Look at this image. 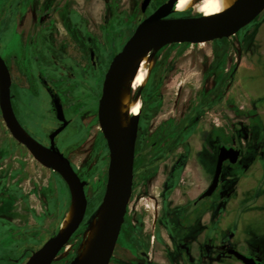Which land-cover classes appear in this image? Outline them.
<instances>
[{
	"label": "rangeland",
	"instance_id": "obj_1",
	"mask_svg": "<svg viewBox=\"0 0 264 264\" xmlns=\"http://www.w3.org/2000/svg\"><path fill=\"white\" fill-rule=\"evenodd\" d=\"M142 1L0 0V56L12 76L11 102L20 126L33 140L44 144L49 133L57 129L49 99L36 83L35 75L40 71L61 96L63 116L70 121L56 137L57 148L85 183L84 219L66 244L70 250L66 253L62 249L51 264L72 263L83 227L105 196L109 152L97 120L98 102L112 59L137 25L165 2L150 0L142 14ZM40 13L45 19L37 24ZM193 17L198 16L189 12L168 18ZM41 28L51 29V43L44 53L45 64L37 67L28 57L33 52L27 44ZM89 50L94 53V66ZM150 55L153 66L146 86L134 92L142 109L136 155L148 162L145 173L135 176L110 264H130L134 258L144 264L139 259L141 251L158 263L173 254L169 241L172 230L163 225L162 218L176 207L180 194H187V186L164 193L172 166L186 163L179 176L182 184L196 172L197 158L206 157V174L209 172L211 180L222 136H236L249 149L254 145L252 156L257 154V143H264V11L228 39L167 45L151 50ZM155 159H159L157 163ZM245 170L237 168L234 172L240 175ZM12 186L18 189L17 195L5 191ZM238 191L236 202L234 192L229 191L223 208L228 206L232 213L223 216L220 225H228L227 235L232 233L249 248L247 252L264 259V156L241 177ZM258 198L260 204L249 208ZM212 199L210 208L217 201ZM71 200L64 180L11 137L0 113V203L30 208L24 236L0 241V263L14 264L17 259L18 264H24L58 232ZM212 238H216L213 233ZM223 240L216 238L219 254L229 246L219 243Z\"/></svg>",
	"mask_w": 264,
	"mask_h": 264
},
{
	"label": "water",
	"instance_id": "obj_2",
	"mask_svg": "<svg viewBox=\"0 0 264 264\" xmlns=\"http://www.w3.org/2000/svg\"><path fill=\"white\" fill-rule=\"evenodd\" d=\"M177 0H167L154 13L141 21L122 50L112 59L104 76L98 102L97 120L109 152L106 193L108 209L100 233L85 259L71 264H109L131 195L134 151L139 116L130 118V126L124 133L118 125L116 100L120 83L133 57L144 52L172 44H200L228 39L253 22L264 11V0H244L243 3L213 17L168 18ZM150 0H143L140 11L145 13ZM92 61L93 54L91 55ZM11 77L0 56V113L11 137L22 145L43 167L58 174L75 195V213L69 226L51 237L41 248L33 252L25 264H51L81 225L87 207L85 183L72 168L63 152L56 147L55 138L69 124L62 116V105L52 95V107L60 126L49 134L45 147L33 140L20 126L11 102ZM240 151L220 147L212 181L201 198L210 197L217 188L224 162L235 165ZM242 264H259L234 250H228Z\"/></svg>",
	"mask_w": 264,
	"mask_h": 264
},
{
	"label": "flooded vegetation",
	"instance_id": "obj_3",
	"mask_svg": "<svg viewBox=\"0 0 264 264\" xmlns=\"http://www.w3.org/2000/svg\"><path fill=\"white\" fill-rule=\"evenodd\" d=\"M166 1L167 0H165V2ZM44 7L45 5H43L42 8L44 9ZM172 14H175L174 8H173ZM42 19H45L44 13H40L39 16L37 17V24H39ZM50 30L51 29H44V28L38 29L36 36L32 40L29 39L30 42L27 44L28 49L31 47L32 52H33L31 55L29 54L28 57H32L33 62L35 63L37 67H42L43 64H45L44 53L46 52V50L50 48V43H51L50 32H49ZM16 36L21 41V38L19 37V35L16 34ZM2 45H3V42L0 43V47H2ZM92 54H93L94 61H92V58H91ZM89 60H90L91 65L94 66L95 59H94V53L92 52V50H89ZM4 62L9 70L6 60H4ZM59 63H61L60 59H59ZM9 73H10V70H9ZM69 76L72 77L74 75L72 73H69ZM10 77H11V87H12L11 74H10ZM35 79H36V83L38 84V87L40 88L41 92L44 95H46V97L49 99V103L51 106V113L54 115V117H55V111H54V108L52 107V99H51L52 95H55L59 98L60 103L62 105V116H63L64 107H63V103L61 100V96L58 94L57 90L52 85H50V81L47 80L46 77H44V75H42L40 71H37L35 75ZM11 87H10V94H11ZM12 107H13V111L15 114V108L13 104H12ZM141 110L142 109H140L138 116H140ZM15 116H16L17 121L21 125L16 114ZM68 122L70 124V121ZM60 125H61L60 122L57 121V125H56L57 128ZM29 135L33 138L31 134ZM48 137H47V144H44L41 142H38V143H40L41 145L45 147H48L49 145ZM55 142H56V138H55ZM219 143H220L219 148L226 147V148H234L235 150H239L240 156L235 165H231L228 162L223 163L217 188L210 197L201 198L202 195L206 192L207 188L209 187L212 181V178H211L206 188V175L209 176V172L208 174H206V166H205L206 162L204 164V161H206V157L197 158L196 172L194 173L193 177L190 180H185V181L183 180V182L181 181L182 184H179V176L180 174L183 175L182 171L183 169H185L186 163L183 162L181 166L174 165L170 168L172 169V172H170L169 176H167L168 180L165 181L164 193L168 191L173 193V191H175L178 187L182 188V187L187 186V192H186L187 194L185 195L183 193L180 194V197L177 199L176 207H174V209L170 213H167L162 218L163 225H165L166 227L172 230L171 234L169 235V241L172 245L173 254H171L167 258H164L162 263H158L156 261H152L148 253L141 251L139 253V259L143 260L145 262L144 264H211L212 258H215L214 262H212L213 264H222L223 263L222 260L224 259L231 260L236 263L242 264L240 261L235 259L233 256L228 255L227 254L228 250L237 251L238 253H240L241 255L245 257L252 258L256 263L264 264V259L261 258L260 256L247 252V251H242L234 247L228 235L226 234L227 232L220 225V221L224 214L222 212L225 210V208H223L225 199L227 195L229 194V191H230V188L233 182L236 180L238 176V174H236L234 170L237 168H240L241 170L247 169L248 164L252 160V153L254 152L255 147L254 145H251V149H249V145H245L246 142H244V146H243L237 140L236 136H227V137L222 136ZM56 147H57V144H56ZM136 152H137V142L135 143L133 180H132V189H131V195H130L129 201L131 199L132 191L135 185V181H134L135 176L143 175L145 173L144 169L146 168V163L148 162L146 157L138 156L136 155ZM201 159L203 161H201ZM155 160H156L155 163H157L159 159H155ZM160 160L162 159L160 158ZM202 183L205 184L204 189L199 192H196L198 190L197 188L199 184H202ZM5 191L10 192L12 196L18 194V189L13 186L8 187L7 189H5ZM214 195L215 197H213ZM212 198H216L217 201L216 203L214 202L215 206L210 208V206H208L209 204L208 202H210V200H214ZM129 201H128V204H129ZM128 204L126 207V213L124 215V219L127 214ZM29 209L30 208L27 207L26 204L18 205L16 203H8V202L0 203V241L5 240L7 238L12 241H15L16 240L15 238L24 236V234L26 233V229L28 228L26 223L24 222L26 221L25 218H26V215H28L27 213L29 212ZM210 210L212 213L211 222H210ZM20 212H23V213H20ZM66 213L67 211L65 212L64 216L66 215ZM216 213H217V217L213 218L214 217L213 215H215ZM16 221L22 222V224L20 223L17 224ZM153 226L155 230V223H153ZM121 229H122V226H121ZM121 229H120V233H121ZM212 233L218 239H222V238L225 239L219 243L224 244L225 246L227 244L229 245L228 247H224L220 254L218 251L219 247L216 246V238L215 239L212 238ZM118 239H119V236H118ZM115 248H116V245H115ZM115 248H114V251H115ZM114 251H113V254H114ZM215 253H218V254H215ZM113 254H112V257H113ZM112 257L110 259V262L112 260ZM2 261H3V257L0 255V262ZM13 263L18 264L17 259ZM129 263L138 264L135 258L132 260L130 259Z\"/></svg>",
	"mask_w": 264,
	"mask_h": 264
},
{
	"label": "bare ground",
	"instance_id": "obj_4",
	"mask_svg": "<svg viewBox=\"0 0 264 264\" xmlns=\"http://www.w3.org/2000/svg\"><path fill=\"white\" fill-rule=\"evenodd\" d=\"M244 0H177L174 5V13L185 14L193 12L199 17H213L225 13L233 6L243 3ZM173 13V12H172ZM157 50V49H156ZM131 59L128 70L126 71L117 93L116 115L120 129L127 133L130 126V118L138 116L141 109L140 98L134 94L137 90L143 89L148 81L153 59L149 53ZM72 200L70 208L63 217L59 232L62 233L71 223L75 213V195L71 192ZM109 197L103 198L101 204L91 215L80 235V240L76 246V259L82 262L88 255L97 239L107 213ZM70 246H64V252H68Z\"/></svg>",
	"mask_w": 264,
	"mask_h": 264
},
{
	"label": "crops",
	"instance_id": "obj_5",
	"mask_svg": "<svg viewBox=\"0 0 264 264\" xmlns=\"http://www.w3.org/2000/svg\"><path fill=\"white\" fill-rule=\"evenodd\" d=\"M263 150H264V143L263 142H261V143H257V146H256V152H257V154H255V155H253L252 156V162H251V164L247 167V169L244 171V172H242L240 175H238L237 176V178H236V180L233 182V184H232V186H231V188H230V191L231 192H234L233 194H234V196H235V201L234 202H236V200H237V198H238V196H239V191H238V185H239V182H240V179H241V177L242 176H246V174L248 173V171L252 168V167H254L256 164H257V162H258V158H263V156H264V153H263ZM242 175V176H241ZM208 184H209V176H207L206 175V188H207V186H208ZM204 187H205V184H199V186H198V190L196 191V192H199V191H201V190H203L204 189ZM260 199L258 198L255 202H253V203H251L249 206V208H252L253 206H255V205H258V204H260ZM236 205V204H235ZM227 208H228V206H226L225 207V209H226V212H225V214H223V216L224 217H226V215L229 213V211H230V209L229 210H227ZM232 213V211H230V214ZM211 215H212V213H211V210H210V222H211ZM236 217V214L234 213V218ZM232 225H233V223H232ZM231 224H230V226H232ZM236 225L237 224H235V227H236ZM222 226V228L224 229L226 226V228H225V231L227 232V228H228V225H226V224H224V225H221ZM234 230H235V228H234ZM228 237H229V239L231 240V242H232V245L234 246V247H236L237 249H242L243 251H246L247 249H249L248 247H246V245L242 242V241H237L235 238H234V236H233V234L231 233V234H229L228 235ZM229 240V241H230ZM240 247V248H239ZM240 249V250H241ZM252 250V249H251ZM252 253V252H251ZM254 254V253H253ZM222 264H239V263H236V262H234V261H231V260H222Z\"/></svg>",
	"mask_w": 264,
	"mask_h": 264
},
{
	"label": "trees",
	"instance_id": "obj_6",
	"mask_svg": "<svg viewBox=\"0 0 264 264\" xmlns=\"http://www.w3.org/2000/svg\"><path fill=\"white\" fill-rule=\"evenodd\" d=\"M224 40V39H223ZM216 62H217V60H216ZM141 113H142V110H141Z\"/></svg>",
	"mask_w": 264,
	"mask_h": 264
}]
</instances>
